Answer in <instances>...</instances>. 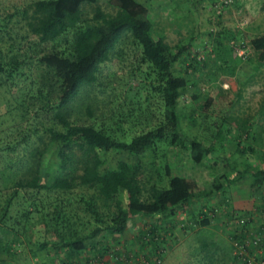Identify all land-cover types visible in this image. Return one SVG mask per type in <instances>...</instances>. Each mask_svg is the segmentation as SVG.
I'll use <instances>...</instances> for the list:
<instances>
[{
	"label": "trees",
	"instance_id": "trees-1",
	"mask_svg": "<svg viewBox=\"0 0 264 264\" xmlns=\"http://www.w3.org/2000/svg\"><path fill=\"white\" fill-rule=\"evenodd\" d=\"M147 13L141 0H30L22 6V44L0 46V86L11 105L6 111L16 110L10 118L13 125L0 135V264H17L19 254L39 250L50 260L64 252L67 264L87 252L92 254L82 260L98 264L107 251L113 253L112 260L103 264H138L142 255L147 258V250L159 252L161 264L168 246L165 238L173 228L170 219L177 210L191 209L195 227L213 225L214 205L195 211L191 204L197 196L229 202L228 215L237 214L229 230L235 247L247 240L245 222L250 215L244 222L238 219L253 205L251 213H264V194L256 202L253 196L254 188L264 193V167L247 159L258 156L264 97L252 113L240 112L243 81L233 73L234 58L228 71L219 67L216 73L210 52L194 46L195 34L177 31L179 36L168 37L166 30L154 37ZM207 32L225 35L215 44L221 58L230 56L235 46L247 45L253 72L261 73L264 32L237 35V28L223 31L220 24ZM127 38L135 44V69L151 79L149 89L141 100L143 108L137 101L134 114L131 105L127 114L118 112L106 125L95 112L108 103L106 87L111 82L101 81L100 75L119 60L117 50ZM209 74L217 79L219 92H226L224 82L228 90L236 87L217 116L215 97L199 87L200 77ZM186 90L194 103L202 101L199 108H190L188 118L190 125L200 122L205 130L201 136L185 134L179 122L178 98ZM131 116V125L140 127L127 132ZM228 132L235 146L228 156H219ZM166 145L188 150L194 168L173 169L165 159ZM107 151L115 157L114 166H104L102 154ZM206 163L209 176L203 173ZM104 232L117 236L116 242L99 243ZM123 232L125 237L119 236ZM201 233H196L195 247L205 262L221 250L223 262L230 257L229 264H258L249 257L250 245L243 244L242 253L235 247L224 252L215 238Z\"/></svg>",
	"mask_w": 264,
	"mask_h": 264
},
{
	"label": "rangeland",
	"instance_id": "rangeland-1",
	"mask_svg": "<svg viewBox=\"0 0 264 264\" xmlns=\"http://www.w3.org/2000/svg\"><path fill=\"white\" fill-rule=\"evenodd\" d=\"M30 0H0V46H9L12 43L13 46H18L22 44L23 39L21 35L26 33V26L21 21L19 13L23 5L27 4ZM99 2H105L108 0H97ZM148 8V17L151 20V34L156 37L164 32H167V36H179L176 32L182 34L196 35L194 46L200 50V52L209 51L208 55L214 57L215 64L218 67L216 69L219 71L220 68H230L231 59L236 61L234 75L243 81L241 87L242 96L239 99L240 112L252 113L261 103L264 97V63L260 66L261 73L256 74L253 72V56L247 45L235 46L232 54L229 56L225 54L223 58L217 55L216 39L222 37H212L208 34V30H215L219 24L223 31L228 28H237L238 34L241 35L243 32L249 34L250 37L256 33L264 32V15H262L260 10V4L263 0H141ZM7 13H13L10 18L6 17ZM176 22V25H174ZM164 25V31L162 29ZM185 36V35H184ZM222 40V39H221ZM238 42V41H237ZM135 44L130 38L124 40L119 49L117 50L121 53L119 60H115L114 64H108V68H105L103 74L100 75V79L103 82H111L110 86L106 87V95L108 96V103L102 107L101 110L95 112L98 119H103L104 123L110 124L116 120L118 112L120 114H127V109L134 105L133 114L137 110L136 103L140 102L141 108L144 107L143 99L146 91L149 89L148 82L150 78H144L135 69V61L133 60ZM233 57V58H231ZM240 57V58H239ZM239 59V60H236ZM210 64H212L210 62ZM176 68H181L179 62L175 63ZM214 68V65H211ZM200 68V66H198ZM255 74V75H254ZM253 79H247L248 76H252ZM212 74L202 75L199 81V87L201 92L210 93L215 97V112L214 116H217L226 107V101L236 92V87L228 90L227 83H222L221 87L226 88V92L218 91V81L213 79ZM27 81V80H26ZM239 85V84H238ZM129 86H132L131 89ZM219 95L217 96V93ZM3 87L0 86V135L3 136L6 131L10 129L13 125V121H10L11 115H14L15 109L6 111V108L10 107L8 98ZM101 97V96H100ZM7 98V99H6ZM202 102L201 100H199ZM200 102L194 103L190 99L189 91H183V93L178 98V113L179 122L182 127V131L187 135H197L201 136L205 134V130L199 126V123L195 125H190L188 123V118L190 117V108L195 106L200 107ZM219 109L220 112H217ZM255 117V115H254ZM141 121L144 122V117H139ZM91 121V118H86ZM133 119L131 116L128 119L125 127L127 132L132 130H137L140 126L139 124L131 125L130 120ZM199 120V119H198ZM127 125V126H126ZM224 127V126H223ZM234 130L231 131L233 134ZM230 133V134H231ZM226 140H221L223 146L219 148V156H228L235 146V140L231 135L224 133ZM214 146H217V139L213 138ZM241 145H245V142H241ZM165 159L168 163L172 165L173 169H179L184 172H190L194 168L193 162L189 158L188 150L182 149L179 145H166L164 147ZM248 154V153H247ZM104 158V166L111 167L115 164V157L107 151L102 154ZM247 159L252 164H258L259 157L257 155H248ZM218 165L222 164L221 160L218 161ZM210 164L206 163L203 167V173L205 176L210 174ZM260 192V193H259ZM253 196L255 197L254 202L263 198V194L259 188L253 189ZM224 197V196H222ZM225 198V197H224ZM228 199V198H227ZM219 196H197L192 202V208L196 211L200 208H206L208 204L214 205L216 217L213 215L210 218V223L213 225H206L195 227L193 220L189 212V208L179 209L175 214L171 216V222L173 223V228L169 231V236L165 238L167 242V250L164 253L163 261L161 264H166V260L169 264H222L223 255L221 256V250L218 251V255L211 260V262H205L200 258L199 252L197 253L195 242L196 233L202 232L201 234H210L215 240H217L219 245L222 246L224 252L232 247H235V239L231 237L229 230L234 226V217L237 214L228 215L230 210L229 202ZM224 203V204H222ZM220 206H219V205ZM188 209V210H187ZM251 210H255L254 205L248 211L246 215H240L244 218L250 215V226L253 231H256L257 226L262 221V213L257 211L251 213ZM198 214V213H197ZM200 214V213H199ZM252 217V218H251ZM145 221L148 219L144 218ZM249 219V218H248ZM228 220V224L224 225L223 222ZM229 221H231L229 223ZM233 221V222H232ZM139 225L138 222H134V225ZM258 230V229H257ZM127 231V230H125ZM122 234L125 235L123 232ZM41 236V235H39ZM175 238L176 241H172ZM107 240V242H105ZM117 236H113L108 232H104L101 235L100 242L102 245H107L108 243H115ZM196 251V254H194ZM64 252H59L53 259H49L43 250H39L34 254L25 253L19 254L17 264H67L62 260ZM85 254V255H84ZM80 254L78 258L74 259V264H90L82 260L90 253ZM2 255L9 261L12 259L7 257L2 253ZM83 255V257H81ZM89 255V256H90ZM167 256V257H166ZM166 258V259H165ZM88 259V258H87ZM135 261V259H134ZM196 262V263H195ZM115 264V263H114Z\"/></svg>",
	"mask_w": 264,
	"mask_h": 264
},
{
	"label": "built area",
	"instance_id": "built-area-1",
	"mask_svg": "<svg viewBox=\"0 0 264 264\" xmlns=\"http://www.w3.org/2000/svg\"><path fill=\"white\" fill-rule=\"evenodd\" d=\"M262 217H263L262 221L261 223H259V226H257L256 231H253L251 229L250 223L245 222L247 225V230H246L247 231L246 233L248 236L247 240L245 243H238L237 246L235 247L237 248L236 250H238L239 253H242L245 251V249L243 248L244 247L243 244L250 245V247L253 248V251L251 252V254H249V257L253 259V261H256L258 264H264V213ZM244 219L246 221V217L239 218L238 221L244 222ZM111 253L112 252L110 251L109 252L107 251L106 253H104V255H106V258L102 257L101 260L98 262V264H103L105 260H109V259L112 260L110 257ZM145 256L147 258H143L144 257L143 255L139 258L138 264H159L161 261V256L159 252L149 253L146 250ZM113 258H114L113 260H115V258L117 257L114 255ZM113 262L114 261H112L110 264H112Z\"/></svg>",
	"mask_w": 264,
	"mask_h": 264
},
{
	"label": "crops",
	"instance_id": "crops-1",
	"mask_svg": "<svg viewBox=\"0 0 264 264\" xmlns=\"http://www.w3.org/2000/svg\"><path fill=\"white\" fill-rule=\"evenodd\" d=\"M260 7H261V4H260ZM260 10H261V8H260ZM261 13H262V15H264V9H262L261 10ZM254 125L255 124H250L249 123V127H251V128H254ZM259 145H257V151H258V157H259V161H258V164H259V166H262V167H264V154H262V152H261V150H264V131H261V136H260V141H259V143H258ZM261 152V153H260ZM133 226H136V224L135 225H133ZM119 236H121V237H125L124 236V234H120ZM118 238V237H117ZM105 242H107V240H105ZM198 253V252H197ZM194 254H196V251H194ZM103 257H105L106 258V255H104ZM167 257V256H166ZM76 258V257H75ZM74 258V259H75ZM166 259V258H165ZM108 262H109V260H107ZM73 264H74V262H72ZM87 263H89V262H87ZM196 263V262H195ZM230 263V257L229 258H225V262H223V264H229ZM166 264H169L168 262H167V260H166Z\"/></svg>",
	"mask_w": 264,
	"mask_h": 264
}]
</instances>
